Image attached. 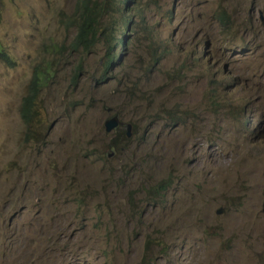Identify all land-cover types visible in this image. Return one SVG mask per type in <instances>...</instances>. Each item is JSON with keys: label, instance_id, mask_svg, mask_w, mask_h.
Segmentation results:
<instances>
[{"label": "rangeland", "instance_id": "rangeland-1", "mask_svg": "<svg viewBox=\"0 0 264 264\" xmlns=\"http://www.w3.org/2000/svg\"><path fill=\"white\" fill-rule=\"evenodd\" d=\"M74 2L0 0V264H264V0H136L76 81Z\"/></svg>", "mask_w": 264, "mask_h": 264}, {"label": "trees", "instance_id": "trees-1", "mask_svg": "<svg viewBox=\"0 0 264 264\" xmlns=\"http://www.w3.org/2000/svg\"><path fill=\"white\" fill-rule=\"evenodd\" d=\"M135 4L136 0H75L70 13L62 12L61 23L65 30L68 33L74 30L73 38L67 48L64 45L62 47L66 48L69 56L79 57L73 81H76L81 73L82 56L90 54L98 45L101 44L105 49L106 69L117 59L116 49L119 46L127 47V44L125 46L127 37L124 36L128 31L129 23L131 24L130 6ZM220 20L223 26L228 25V16L221 17ZM122 27L124 29L123 38L121 37ZM0 55L5 62H11L8 55L4 53ZM53 66L54 61L43 60L34 67L27 94L22 99L20 115L26 127L24 141L27 144H44L43 137L47 130L37 123L40 119L37 103ZM122 133L120 136H127L124 131ZM160 190L165 191L166 187H158L157 191Z\"/></svg>", "mask_w": 264, "mask_h": 264}, {"label": "water", "instance_id": "water-1", "mask_svg": "<svg viewBox=\"0 0 264 264\" xmlns=\"http://www.w3.org/2000/svg\"><path fill=\"white\" fill-rule=\"evenodd\" d=\"M111 110H109L110 112ZM120 124H122V122L119 120V117L116 115L110 119H108L106 122H105V127H106V130L107 132H111L113 131L114 129H116ZM130 129H131V125H127V136L130 137ZM263 213H264V204H263ZM218 214H222V210H219L218 211Z\"/></svg>", "mask_w": 264, "mask_h": 264}, {"label": "clouds", "instance_id": "clouds-1", "mask_svg": "<svg viewBox=\"0 0 264 264\" xmlns=\"http://www.w3.org/2000/svg\"><path fill=\"white\" fill-rule=\"evenodd\" d=\"M120 126H122V128H123L124 124L122 123V124H120L118 127H120ZM126 127H127V125H126ZM127 132H128V130H127ZM127 132H125L126 135H127ZM126 137L129 138L128 136H126ZM262 212H263V211H262Z\"/></svg>", "mask_w": 264, "mask_h": 264}]
</instances>
